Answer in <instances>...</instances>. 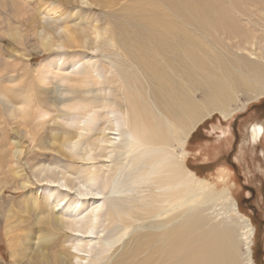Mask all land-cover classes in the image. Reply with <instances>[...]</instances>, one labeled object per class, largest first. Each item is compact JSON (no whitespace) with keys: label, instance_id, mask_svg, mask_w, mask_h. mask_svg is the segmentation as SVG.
Listing matches in <instances>:
<instances>
[{"label":"bare ground","instance_id":"6f19581e","mask_svg":"<svg viewBox=\"0 0 264 264\" xmlns=\"http://www.w3.org/2000/svg\"><path fill=\"white\" fill-rule=\"evenodd\" d=\"M79 1L57 0L52 10L44 12L42 26H39L40 30L37 28L36 33L38 35L40 31L39 45L43 51L50 52L59 45L70 50L90 48L96 52L101 49L100 44L105 43L116 49L115 39L108 36L111 32L108 23L103 35L97 24L91 28V20L95 18L91 12L80 21V24L87 25L88 34L79 31L78 27L73 30L64 28L60 32L57 30L58 26L63 28L60 22L53 27L57 21L51 23L46 20L47 17L52 18L64 4ZM192 1L195 2L192 15L201 22L203 3L208 0H186V8L191 7ZM263 2L235 0L234 12L240 23L227 33L228 38L235 34L241 43L249 45L241 49L246 52L245 58L241 59H246V64L257 69H263L264 58L254 50L256 38L250 35L246 26L252 7L256 10ZM84 3L92 5L96 0H85ZM262 10L264 8L257 9L254 15ZM152 15L157 19L166 16L162 10L157 13L152 10ZM159 20V24L152 22L148 27L151 40L157 43L153 46L161 53H155L151 47H143L137 35L124 34L125 40L129 41L122 60L131 65L137 62L145 67L143 78L137 80L140 87L125 72H121L122 76L118 74L113 66V57L106 56L110 64L103 68L94 55L75 59L65 68L56 65L54 78L59 82L57 92L60 98L57 101L50 98V109L53 107L62 111L56 117L60 130L46 142L59 156L52 154L54 157L50 163L40 162L29 168L34 169L31 171L37 183H45L42 193L49 192L48 204L52 205V211L43 214L46 216L44 222L56 225L67 235L69 250L65 246L63 264H95L105 259V254L112 253L116 246L125 247L127 238L130 239L127 250L115 264H132L129 257L140 252L147 254L144 258L147 263L157 259L158 264H238L240 261L253 264L251 244L255 228L240 213L229 189L223 187L220 192H215L209 181L196 177L185 166L187 138L210 114L212 110L208 107L221 110L219 107L222 106L225 109L223 101L233 95L238 81L232 80L226 88L220 89L226 80L220 77L223 75L229 79L234 75L220 57L207 53L193 31L186 30L181 34ZM175 48H184L183 76L171 71V58L164 54ZM65 58L61 56L58 59ZM163 62L166 65L161 67ZM254 72L261 74V71ZM257 78L258 83H264L262 75ZM200 84L213 91L218 90L219 96L215 98L219 101L217 105L211 99L210 102L192 99L189 103L186 98L190 89ZM26 97L22 101H25L24 104L21 103L23 106H19L21 118L28 115ZM48 113L42 111L41 118L44 119ZM222 113L226 112L222 110ZM230 116L231 113L224 118ZM252 132L254 136H261L262 128L253 127ZM173 141L180 143L181 151L174 147ZM12 148L14 164L13 159L19 149L16 145ZM17 168L12 167L20 175ZM28 185H31L29 178H24L17 189H25ZM37 204L38 200L34 199L33 205ZM39 218L41 222L43 218ZM116 223L121 227L120 232L111 238L109 235L104 237ZM40 233L39 236H26V246L18 245L22 258L28 251L33 257L46 255L45 251L52 245L56 234L51 229ZM243 245L246 248L245 260H242L244 254L240 251ZM15 257L19 256L13 252L12 258Z\"/></svg>","mask_w":264,"mask_h":264},{"label":"rangeland","instance_id":"374dc122","mask_svg":"<svg viewBox=\"0 0 264 264\" xmlns=\"http://www.w3.org/2000/svg\"><path fill=\"white\" fill-rule=\"evenodd\" d=\"M263 1L258 0V2ZM56 2L57 0H0V264H56L57 262L63 264L65 246L67 251L69 250L68 242H66L67 235L56 225L44 222L46 213L52 211V205L48 204L49 192L42 193L45 183H37L32 172L34 169L29 168L30 165H38L40 162L50 163L51 158L56 155L46 142L54 132L60 130L56 117L62 111H57L53 107L50 109L52 106L50 101L53 99L57 101L60 98L57 92L59 82L54 78L56 65L59 68H65L75 59L82 60L88 55H94L103 68L110 64L106 56L113 57L115 58V60L112 58L113 66L117 68L118 74L122 76L121 72H125L128 78L140 87L137 80L143 78L145 67L137 62H135L136 65H131L122 60V57H125L127 41H129L125 40L124 34L137 35L143 47H151L152 51H156L155 53H161L153 46L157 43L151 40L149 29L152 22L159 24L161 22L159 19L178 33L186 30L193 31L201 40L204 50L207 53L217 54L227 65L228 70L234 75L229 79L222 75L220 79L226 80L222 82L220 89L226 88L232 80L238 81L233 95L223 101L225 109L222 106L219 107L221 110L208 107L212 110L210 114L204 117L187 138L185 166L196 177L209 181L215 187V192H220L223 187L229 189L231 198L236 200L240 213L248 218L255 228L251 244L253 264H264V92L261 94L264 91V83H258L257 78L261 75L264 78V67L257 69L246 64V59L245 61L241 59L245 58L246 52H242L241 49L249 45L241 43V39L235 34L228 38L227 33L237 28V24L240 23V18L234 12L235 0L204 2L201 22L192 15V7L195 3L193 1L190 2V8H186V0H96V3L92 5L84 3L85 0L69 2L57 9L58 12L53 16L54 20H52L53 17H47L46 20H50L51 23L57 21L53 23V27H57V23L60 22V27L63 26V28L57 27L60 32L64 28L73 30L74 27H78L79 31L88 34L85 29L87 25L80 24V21L91 12L95 16L94 19L98 21L91 20V28L97 24L99 32L103 35L108 23L111 30L108 36L110 39H115L116 49L107 43L100 44L101 49L96 52L90 48L70 50L56 45L50 52H45L39 45L40 31L36 35L37 28L42 26L41 19L45 18L44 12L52 10ZM262 8H264V2L257 6L256 10ZM152 10L155 13L162 10L166 16L157 19L152 15ZM256 10L252 7V11L249 12L250 20L246 27L250 35L256 38L253 43L254 50L261 58H264L262 57L264 55V11H260L257 17L258 15H254ZM156 27L158 28L159 25ZM183 51L184 48H175L168 54L163 52L165 57L168 55L171 58V71L179 72L182 76L184 75ZM112 54L114 56H111ZM61 56L66 58L59 60ZM251 59L254 60V58ZM164 65H166L165 62L161 67ZM167 66L166 71L169 70L168 62ZM254 71H261V74L258 75ZM208 74L216 76L214 73ZM189 92L186 98L189 103L192 99L200 102H210L211 99L216 105L219 103L215 99L219 96L218 90L213 91L205 84L194 86ZM44 96L48 100H44ZM24 97H26V105L29 104L25 105V108L30 115L21 118L19 109L25 102H22ZM41 97L44 98L41 100ZM8 100H13V103ZM47 103H49L48 106ZM144 106L146 108V105ZM216 108L218 109L217 106ZM11 110L14 111L13 114ZM222 110L227 114L222 113ZM42 111L49 112L44 119L40 115ZM230 113V117L224 118ZM24 118L27 119L24 121ZM25 122L28 124L24 125ZM256 126L262 128L261 136L253 135L252 128ZM172 144L181 151L180 143L173 141ZM13 145L19 149L17 153L15 152L14 164L11 159ZM61 159L65 160L62 157ZM12 167L17 168L18 173L21 174L14 172ZM24 178H29L31 185L18 190ZM34 199L38 200L37 206L33 205ZM39 217L43 218L41 222ZM47 229H51L56 235L52 239V245L47 247L46 255L33 257L28 251L22 258V250L18 248V245L26 246V236H39L42 234L41 231ZM120 230L121 227L116 223L110 232L107 231L104 234V237L109 235L108 237L111 238ZM31 240L33 242V239ZM124 243L125 247L116 246L112 253L105 254V259L95 264H115L117 258L127 250L130 239L127 238ZM10 246L17 249L12 251ZM240 249L241 253L243 252L242 255L244 254L242 260H245L246 248L243 245ZM13 252H16L19 257L12 258ZM146 256L145 252H140L129 258L132 264H158L157 259L147 263L144 260ZM238 264H247V262L240 261Z\"/></svg>","mask_w":264,"mask_h":264}]
</instances>
